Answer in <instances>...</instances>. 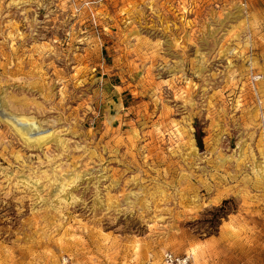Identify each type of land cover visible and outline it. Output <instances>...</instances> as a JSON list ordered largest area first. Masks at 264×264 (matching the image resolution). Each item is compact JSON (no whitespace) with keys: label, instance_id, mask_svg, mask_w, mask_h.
<instances>
[{"label":"rangeland","instance_id":"374dc122","mask_svg":"<svg viewBox=\"0 0 264 264\" xmlns=\"http://www.w3.org/2000/svg\"><path fill=\"white\" fill-rule=\"evenodd\" d=\"M165 251L264 264V11L0 0V264Z\"/></svg>","mask_w":264,"mask_h":264},{"label":"built area","instance_id":"2783aa9c","mask_svg":"<svg viewBox=\"0 0 264 264\" xmlns=\"http://www.w3.org/2000/svg\"><path fill=\"white\" fill-rule=\"evenodd\" d=\"M243 9L247 7L248 0H229ZM65 264V263H64ZM159 264H193V258L188 254H176L170 251L162 253Z\"/></svg>","mask_w":264,"mask_h":264},{"label":"trees","instance_id":"16d2710c","mask_svg":"<svg viewBox=\"0 0 264 264\" xmlns=\"http://www.w3.org/2000/svg\"><path fill=\"white\" fill-rule=\"evenodd\" d=\"M230 203V200H225L222 202L221 206L217 209H214L211 213L212 224L214 227H218L222 219H225L228 214H230V209L227 205ZM210 233L209 235H211Z\"/></svg>","mask_w":264,"mask_h":264},{"label":"crops","instance_id":"0c3cea01","mask_svg":"<svg viewBox=\"0 0 264 264\" xmlns=\"http://www.w3.org/2000/svg\"><path fill=\"white\" fill-rule=\"evenodd\" d=\"M248 5L251 7H257L259 5L261 7V10L264 11V0H248Z\"/></svg>","mask_w":264,"mask_h":264},{"label":"bare ground","instance_id":"6f19581e","mask_svg":"<svg viewBox=\"0 0 264 264\" xmlns=\"http://www.w3.org/2000/svg\"><path fill=\"white\" fill-rule=\"evenodd\" d=\"M7 119H8V117H7Z\"/></svg>","mask_w":264,"mask_h":264}]
</instances>
